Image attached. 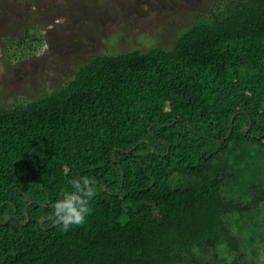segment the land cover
Segmentation results:
<instances>
[{
  "label": "trees",
  "instance_id": "obj_1",
  "mask_svg": "<svg viewBox=\"0 0 264 264\" xmlns=\"http://www.w3.org/2000/svg\"><path fill=\"white\" fill-rule=\"evenodd\" d=\"M82 176L91 214L65 232L53 206ZM259 179L264 0H211L169 47L95 55L0 105V264H250L229 220L258 215Z\"/></svg>",
  "mask_w": 264,
  "mask_h": 264
},
{
  "label": "rangeland",
  "instance_id": "obj_2",
  "mask_svg": "<svg viewBox=\"0 0 264 264\" xmlns=\"http://www.w3.org/2000/svg\"><path fill=\"white\" fill-rule=\"evenodd\" d=\"M210 6L211 0H0V105L49 93L95 55L169 47ZM258 210L244 223L229 220L257 251L241 253L250 264L264 263V204Z\"/></svg>",
  "mask_w": 264,
  "mask_h": 264
},
{
  "label": "clouds",
  "instance_id": "obj_3",
  "mask_svg": "<svg viewBox=\"0 0 264 264\" xmlns=\"http://www.w3.org/2000/svg\"><path fill=\"white\" fill-rule=\"evenodd\" d=\"M71 191H66L53 206V214L62 230L83 226L91 214L90 201L96 195L95 180L89 176L73 178L69 181Z\"/></svg>",
  "mask_w": 264,
  "mask_h": 264
},
{
  "label": "water",
  "instance_id": "obj_4",
  "mask_svg": "<svg viewBox=\"0 0 264 264\" xmlns=\"http://www.w3.org/2000/svg\"><path fill=\"white\" fill-rule=\"evenodd\" d=\"M249 125H250V122H248L247 126H246L245 128L242 129V133H243V134L246 132V130H247V128L249 127ZM231 127H232V125H231V122H230V123H229L228 131H227L225 137H227L228 134L230 133ZM120 173H121V178H122V171H121ZM119 190H120V185H119V188L116 190L115 193H117ZM9 218H10V216H7L3 221H0V223H5ZM21 223L23 224L24 221L21 222Z\"/></svg>",
  "mask_w": 264,
  "mask_h": 264
}]
</instances>
